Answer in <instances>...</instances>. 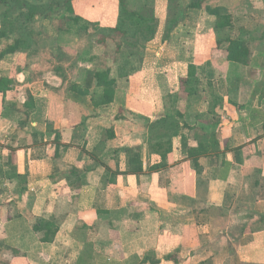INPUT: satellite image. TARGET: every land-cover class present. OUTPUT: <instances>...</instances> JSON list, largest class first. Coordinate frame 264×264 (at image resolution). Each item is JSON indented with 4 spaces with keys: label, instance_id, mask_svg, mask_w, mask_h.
<instances>
[{
    "label": "crops",
    "instance_id": "1",
    "mask_svg": "<svg viewBox=\"0 0 264 264\" xmlns=\"http://www.w3.org/2000/svg\"><path fill=\"white\" fill-rule=\"evenodd\" d=\"M227 2L232 38L243 29L252 46L248 66L226 60L203 17L192 26L186 20L191 31L164 41L168 0H155L159 27L142 69L118 82L108 106H97L103 90L92 77L96 58L77 63V75L67 66L61 71L56 59L41 82L26 79L15 55L0 62L13 82L5 102L0 94V240L19 253L10 264H129L149 253L160 264H174L167 255L178 264H264V0ZM75 8L87 29L117 26L118 0H76ZM74 32L76 40L90 36ZM62 50L78 56L68 44ZM192 64L220 104L210 94L198 103L182 93L180 80ZM23 84L35 103L26 124L15 110L26 102ZM121 108L133 113L128 120H116ZM177 111L182 127L218 121L210 128L218 145L195 141L196 132L184 129L173 139L168 166L153 171L160 159L149 127ZM57 133L66 147L61 158ZM136 147L144 171L124 174L127 150ZM194 147L204 153L198 167L188 158ZM73 167L75 174L67 171ZM54 218L62 219L59 231L43 243L33 225Z\"/></svg>",
    "mask_w": 264,
    "mask_h": 264
},
{
    "label": "trees",
    "instance_id": "2",
    "mask_svg": "<svg viewBox=\"0 0 264 264\" xmlns=\"http://www.w3.org/2000/svg\"><path fill=\"white\" fill-rule=\"evenodd\" d=\"M75 1L76 0H0V5L7 7V11L3 13L1 17L0 44L7 41L10 36H13L12 33L26 30V26L29 25V23L40 18L52 22L59 20L57 31L60 37L61 34L67 33L71 27L76 28L78 32L87 31L88 27H86L84 20L76 12ZM206 1L207 0H168L167 20L163 40L169 41L172 33L180 30L185 25L187 12L190 10L204 9ZM118 2L119 14L117 26L104 28L103 31L105 29L107 30L104 31L105 33L101 35V39L98 42L99 45L104 48L108 47L109 41L118 42L117 52L104 53L101 63L95 66L94 69L92 77L96 81V86L103 90V95L97 104L99 107L114 103L119 89L118 82L128 79L142 69L147 44L154 40L159 27V20L156 17L155 11V0H136L134 2L131 0H118ZM209 13L215 16L212 20L214 31L223 32L235 28L232 15L222 14L218 11L212 13L211 10ZM203 17H205V15ZM202 19L204 20V18ZM203 25L204 21H202V26ZM121 39L122 41H120ZM216 43L218 48H225L227 54L226 60L228 62L242 66H248L250 64L252 46L247 42L243 29H238V35L234 38H217ZM124 45H127V47L131 48L133 51L130 50L125 54ZM33 47L34 43L29 39L18 37L15 39L13 45H7L0 51V62L9 55H16L20 52L28 53L33 50ZM55 49L56 52L63 51L61 45ZM60 56H57V58ZM135 61L138 62V67L136 66L129 69ZM108 62L111 63L108 64ZM114 66H117V71H115L116 69H114ZM180 86L185 96L194 98L198 103L204 99L206 94H210L211 100L215 105L221 103L220 98L216 97L212 91V83L200 78L198 67L195 64L189 65L188 75L186 78L180 80ZM73 89L76 90V87L74 86ZM11 90L10 79L0 76V94L4 96V102ZM25 97L26 102L23 105L15 106V110L26 117L25 123L23 124L27 123V118L35 108L34 95L30 90L26 93ZM214 108L210 107L208 111L209 114L215 115ZM132 114L133 113L126 111L124 108H121L116 116V120H128V116H132ZM183 117L184 115L182 112L177 111L150 125L149 128L153 132L150 141L154 142L153 148L155 155L160 159L158 163L152 167L153 171H160L168 166V158L173 149V139L179 136L184 129L191 133L196 132L195 135L192 136V139L195 141L210 142V148H215V145H218L215 139V133L211 131V129L216 128L218 121L214 125L202 124L198 125V127H191L185 124L182 127L180 120H182ZM162 129L166 131L165 139L158 137L160 135L158 132ZM54 142L56 144L55 157L61 158L66 147H63L61 144V135L59 133L56 134ZM127 153L128 170L124 174L137 175L142 173L144 168L141 148L136 147L128 149ZM201 153L202 151L199 147L189 148L188 150V158L196 167H198L200 156L204 154ZM207 153H209V151H207ZM67 171L71 174H75L74 167L68 168ZM198 172L201 173V171ZM78 194L79 193H76L77 196ZM61 221L62 219L58 220L56 218L51 220L38 219L33 225V231L41 236V242L52 243L59 231ZM262 221L264 222V217ZM242 231L244 232V229ZM12 252L14 256L19 254L18 251L14 249ZM165 260L172 261L174 264L179 263L175 255H167ZM160 263V259H157L156 256L149 253L141 259H137L129 264ZM0 264H10V262L2 261Z\"/></svg>",
    "mask_w": 264,
    "mask_h": 264
},
{
    "label": "rangeland",
    "instance_id": "3",
    "mask_svg": "<svg viewBox=\"0 0 264 264\" xmlns=\"http://www.w3.org/2000/svg\"><path fill=\"white\" fill-rule=\"evenodd\" d=\"M131 1L134 2L136 0H131ZM227 1L228 0H207L206 6L204 9L197 10V12H194L192 10L188 11L187 12L188 24L190 23V26H192L191 24L196 25V18L200 19L201 17L205 15V17H203L204 20L202 19V21H204V25L206 24L207 28L209 27V28H212L213 30L212 20L215 16L213 14H210L209 11L211 10L212 13L213 12L216 13L218 11L222 14H228V11L226 10V6H225L226 3L228 4ZM6 11H7V7H5L4 5H0V28H1L2 14L5 13ZM89 13H90V9H86L83 12L84 15L89 14ZM85 19H86L85 21L88 22L87 18ZM241 20L242 19L240 18V21ZM88 23H86V25ZM58 24H59V20H55L52 22V21L45 20L42 18L36 19L26 26V30L24 31L16 30L17 32L12 33L13 36H10V38L7 39V41H5L3 44H0V51H1L7 45H13L15 39H17L18 37L29 39L31 42L34 43L33 50H31L30 52L28 53L20 52L19 54L12 56L14 58V64L19 65V67L22 69L24 68L25 71H29L30 76L28 77L29 79L26 78L27 80L33 79L36 82H41V81H44L45 79L47 80V78L51 76L50 73L53 70L52 67H54V63L56 62H57L56 63L57 65H60L61 67L63 66L61 68V71L64 69V66H67L68 71L72 73V75H75L76 73H73V72L77 68L75 67L77 63L80 62L82 65H85L87 62H89L91 58H96L94 60V63L90 62L91 64H93V68L95 69V66L101 63L104 53L105 54L114 53V52H117L118 50L117 41H109L107 48H104L103 46H100L99 43H97L100 41L101 35L105 33L104 31L107 30L105 29L103 31V29L109 28V27L100 28V25H98V26L89 28L88 31L84 30L81 32L85 34L78 33V35H90V36L83 37V40H76L77 37L75 35L77 34H75L74 32V30L77 31L76 28L71 27V29H73L71 32L61 34L64 36L60 37L58 36L60 34L57 31ZM186 28L187 26L184 25L179 30L180 31L179 34H181V31L183 32V30H184L183 34L186 33L185 32L186 30H189V31L192 30V29H186ZM233 30H226L223 32H218V31L213 30V34L216 40L217 38H220V37L224 39L227 37H232V35H234L233 33H235V31ZM188 35H191V34H188ZM120 41H122V39ZM204 42H206V39L204 40ZM67 44L70 45L72 48L76 49V51H78V56L74 57L75 55L72 54L71 52L66 53L63 51L56 52L57 56L62 55L59 58L53 55L55 54V50H56L55 48H57L59 45L64 46ZM124 48H125L124 49L125 54L128 53L130 50L133 51L131 48L127 47V45H124ZM110 63L111 62H108V64ZM137 65H138V62L135 61L133 62V65L129 67V69L134 68ZM10 66H11V62H10ZM116 68L117 66H114V69ZM94 69H93V72H94ZM18 70L19 69H14L15 75L17 74ZM115 71H117V69ZM25 73L28 74L27 72ZM5 74H6V71H3L2 64L0 63V76L5 77ZM16 78H18L17 75L13 77V79H16ZM24 79L25 78H23V80ZM121 83H123V81H121ZM12 85H13V82L10 79L11 89H12ZM24 86L25 85L23 84L22 87ZM22 90L25 92V95L29 90L32 91L31 89H27L25 87ZM1 218L5 219V217H1ZM13 259H15V256L13 255L12 250L4 247L0 240V263L2 261H9L11 263Z\"/></svg>",
    "mask_w": 264,
    "mask_h": 264
}]
</instances>
